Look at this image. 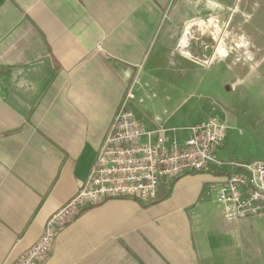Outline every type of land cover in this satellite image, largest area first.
Instances as JSON below:
<instances>
[{
    "label": "crops",
    "instance_id": "obj_1",
    "mask_svg": "<svg viewBox=\"0 0 264 264\" xmlns=\"http://www.w3.org/2000/svg\"><path fill=\"white\" fill-rule=\"evenodd\" d=\"M224 4L0 0V264H16L80 189L129 89L139 121L159 117L184 139L199 120L182 102L203 68L180 31ZM258 68H234L232 91L261 99L264 60ZM222 176L212 166L162 184L152 202L78 206L38 264H264V215L227 219Z\"/></svg>",
    "mask_w": 264,
    "mask_h": 264
},
{
    "label": "built area",
    "instance_id": "obj_2",
    "mask_svg": "<svg viewBox=\"0 0 264 264\" xmlns=\"http://www.w3.org/2000/svg\"><path fill=\"white\" fill-rule=\"evenodd\" d=\"M133 97L129 89L80 189L48 218L42 234L16 264L43 261L57 229L78 206L121 198L152 202L162 184L212 166L224 173L217 187V202L227 219L264 215V161L220 157L227 137L224 121L217 116L203 118L191 124L179 140L178 128L165 127L159 117L151 128L139 121L128 106Z\"/></svg>",
    "mask_w": 264,
    "mask_h": 264
},
{
    "label": "rangeland",
    "instance_id": "obj_3",
    "mask_svg": "<svg viewBox=\"0 0 264 264\" xmlns=\"http://www.w3.org/2000/svg\"><path fill=\"white\" fill-rule=\"evenodd\" d=\"M221 8L220 16L204 19L209 28L194 21L180 31L189 38L185 51L194 68H203L193 95L182 102L181 113L192 122L211 114L225 122L228 147L223 145L220 157L264 158V90L261 99L248 91H232L234 68L259 70L264 60V0H225ZM263 72L256 77L264 82Z\"/></svg>",
    "mask_w": 264,
    "mask_h": 264
},
{
    "label": "bare ground",
    "instance_id": "obj_4",
    "mask_svg": "<svg viewBox=\"0 0 264 264\" xmlns=\"http://www.w3.org/2000/svg\"><path fill=\"white\" fill-rule=\"evenodd\" d=\"M208 22H209V21H208ZM202 23H203V22H202V21H200V23H199V24H202ZM204 23H205V22H204ZM205 24H206V23H205ZM205 24H204V25H205ZM207 24H208V23H207ZM218 26H220V25H218Z\"/></svg>",
    "mask_w": 264,
    "mask_h": 264
}]
</instances>
